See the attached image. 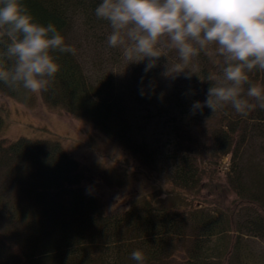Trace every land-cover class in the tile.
Instances as JSON below:
<instances>
[{
  "label": "trees",
  "instance_id": "1",
  "mask_svg": "<svg viewBox=\"0 0 264 264\" xmlns=\"http://www.w3.org/2000/svg\"><path fill=\"white\" fill-rule=\"evenodd\" d=\"M21 2L35 21L55 24L65 43L76 50L75 55L53 53L60 69L41 94L44 101L98 128L137 158L140 170L150 173L155 185L168 183L170 189L159 191L163 197H141L112 208L84 186L89 169L59 143L24 138L0 143V264H135L131 253L137 249L144 252L145 264H261L243 249L242 237L264 240V173L258 164L243 165L241 157L249 141L264 139V110L257 106L242 117L226 105L214 113L204 107L193 114V102L206 98L207 76L216 70L201 53L193 57L190 84L185 87L200 85L201 96L185 97L175 105L189 123L217 120L208 154L199 155L194 144L179 134L166 143L150 144L139 139L113 76L103 73L94 78L87 73L80 45L72 43L80 31V38L104 42L102 49L125 59L124 46L108 45L110 23L95 15L101 0ZM249 79L264 85V71L254 70ZM244 87L246 91L248 85ZM0 94L28 102L32 97L22 86L12 90L3 83ZM1 123L0 116V127ZM223 159L234 171L226 178L233 198L229 203L211 200L209 211L198 206L197 195L182 189L202 187L208 170L220 174Z\"/></svg>",
  "mask_w": 264,
  "mask_h": 264
},
{
  "label": "clouds",
  "instance_id": "2",
  "mask_svg": "<svg viewBox=\"0 0 264 264\" xmlns=\"http://www.w3.org/2000/svg\"><path fill=\"white\" fill-rule=\"evenodd\" d=\"M95 15L111 25L110 47L124 46L129 62L147 59L145 73L164 55L161 45L179 56L169 74L183 72L201 53L211 60L216 70L207 76L206 98L193 102V114L226 105L242 117L257 106L264 110V85L249 79L254 70L264 71V0H101ZM75 51L55 24L35 21L21 0H0V83L41 96L60 69L53 53ZM131 259L145 264L146 257L137 249Z\"/></svg>",
  "mask_w": 264,
  "mask_h": 264
},
{
  "label": "rangeland",
  "instance_id": "3",
  "mask_svg": "<svg viewBox=\"0 0 264 264\" xmlns=\"http://www.w3.org/2000/svg\"><path fill=\"white\" fill-rule=\"evenodd\" d=\"M77 34L72 43L75 46L79 43L78 50L86 64L87 73L92 72L94 78L102 77L103 73L113 76L116 92L118 90L125 95L139 139L150 144L166 143L171 136L179 134L194 144L199 155L206 157L211 146V129L217 120L214 118L189 123L181 109L175 105L180 100L184 102L185 97L189 99L196 94L201 96L200 85L185 89L190 84L193 58L183 72L169 74L168 67L172 69L180 60L177 59L176 50L161 45L164 55H161L155 67L145 73L148 61L140 67L141 61L129 62L126 58H117V53L102 49L106 47L102 35L98 37L103 43L96 44L90 43L82 35L80 38V31ZM99 52L98 58L95 54ZM200 100L203 101V98L200 97ZM0 116V143L22 138L59 143L66 154L89 169L84 186L95 192L109 207L118 208L141 197L151 200L158 194L163 197V193L170 189L168 183L162 184L160 188L155 185L153 176L144 169L143 173L140 170L139 160L107 139L98 128L66 113L62 108L50 106L42 95L32 93L28 102L0 94ZM263 153L264 139L251 140L244 147L241 162L245 166L251 162L258 164L264 173ZM221 169L220 174H212L208 170L203 176L202 187L182 190L192 196L197 195L198 206L209 211L213 210L211 200L229 203L233 195L227 189L226 178L232 176L234 171L226 159L222 160ZM164 179L161 178L162 181ZM242 244L256 263L264 264V240L242 237Z\"/></svg>",
  "mask_w": 264,
  "mask_h": 264
}]
</instances>
